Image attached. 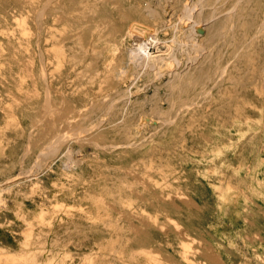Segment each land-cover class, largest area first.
I'll use <instances>...</instances> for the list:
<instances>
[{
  "label": "rangeland",
  "instance_id": "374dc122",
  "mask_svg": "<svg viewBox=\"0 0 264 264\" xmlns=\"http://www.w3.org/2000/svg\"><path fill=\"white\" fill-rule=\"evenodd\" d=\"M48 1L0 0V264H264V0H168L132 100L147 0Z\"/></svg>",
  "mask_w": 264,
  "mask_h": 264
},
{
  "label": "bare ground",
  "instance_id": "6f19581e",
  "mask_svg": "<svg viewBox=\"0 0 264 264\" xmlns=\"http://www.w3.org/2000/svg\"><path fill=\"white\" fill-rule=\"evenodd\" d=\"M48 1V0H47ZM121 1H123V3H130V1L131 0H102V2H100V3H105V4H107V3H110V2H112V3H114L115 4V8H113L112 7V9H117V8H119V3L121 2ZM187 1H191V0H187ZM186 1V5H187V2ZM49 2V1H48ZM48 2L46 3V4H48ZM201 2V1H200ZM49 3H51V2H49ZM145 2L144 1H137L136 3H134V6H133V8H132V10L130 9V11H131V14H132V11H133V13H136L135 15V17H134V19L132 20V21H130V27L128 28V30H127V32H126V34L124 35V34H122V33H120L119 34V31L118 30H116L115 28L113 29V30H110V32H109V35L108 36H110V38H111V41H113L114 42V44H116V45H123L122 43H123V41L125 40V41H127L128 39H135L136 41H135V43H136V45L134 46V47H130V48H128V50H127V52H126V58H124V59H126V61H127V63H128V65L129 66H131L132 68H133V72H132V77H131V83L130 84H128V87H127V90L126 91H123V92H119V99L121 98V99H125V98H128V99H131L132 98V96H133V91H132V89H130V87H131V85L133 84V83H135L134 85H136V83H137V81L140 79V77H142V76H147V75H150V74H152V73H161V75L163 74V71L165 70L166 71V69H170L168 72H169V74H174V71H173V67H174V65H178L179 63H180V60H179V63H175L174 64V61H177V60H174V57L172 58L173 59V61H169V60H165V59H163V58H165V56L164 57H160L159 55H156V54H154V51H151V49H149L150 48V46H152L153 44L154 45H156V43L158 42V40H159V37H158V32H159V26H163V25H166V22L167 21H165V18H166V14L169 12V5H168V0H157V2L156 3H154V0H147V2L144 4ZM184 3V2H183ZM49 5V4H48ZM48 5H44L43 4V8H42V6H41V9H42V15L44 16V15H47V16H52V17H55L56 16V14L53 12V11H49V6ZM90 5V4H89ZM99 5V4H98ZM101 5V4H100ZM114 6V5H113ZM189 6V5H188ZM191 6V5H190ZM99 7V6H98ZM198 7V6H197ZM234 7V6H233ZM129 8V7H128ZM194 8V7H193ZM57 9V8H56ZM93 9H95V8H93ZM97 9V8H96ZM99 9V8H98ZM200 9V8H199ZM191 10V9H190ZM215 10V9H214ZM110 11H111V9H110ZM130 11H128V12H130ZM199 11V10H198ZM40 12H41V10H40ZM58 12H59V10H58ZM189 13V15H186L185 14V12L183 11L182 12V15H181V17H180V20H179V22H180V25H181V27L183 26V25H185L184 23H185V21H187V19L190 17V12H192V10L191 11H188ZM244 12V11H243ZM96 13H97V11H96ZM109 14V13H108ZM122 14V13H121ZM130 14V13H129ZM130 14V15H131ZM125 15H128V14H125ZM129 15V16H130ZM148 16L146 19H152L154 22H156L155 24L156 25H154L153 27H149V26H146V21L143 19V18H145V17H143V16ZM191 15H192V13H191ZM238 15V14H237ZM37 16V15H36ZM180 16V15H179ZM40 17V16H39ZM126 17V16H125ZM143 17V18H142ZM212 17H213V15H212ZM45 18V17H44ZM214 18V17H213ZM130 19V18H129ZM169 20V19H168ZM202 20V19H201ZM38 21V20H37ZM47 21H49V20H47ZM112 21V20H111ZM110 22V21H109ZM199 22V21H198ZM197 22V24H195V25H189V26H187V28L190 30V32L191 31H193V32H198V33H200V32H202L203 30H204V28L202 27V25H201V23L199 24ZM118 23V22H117ZM120 23V22H119ZM168 23V22H167ZM195 23V22H194ZM144 26H143V25ZM177 24V23H176ZM186 24H188V23H186ZM122 25V24H121ZM124 25V24H123ZM178 25H179V23H178ZM180 25L179 26H177V28L178 27H180ZM99 26V25H98ZM148 27V28H146V27ZM204 26V25H203ZM116 27V26H115ZM169 27H170V25H169ZM40 28V27H39ZM163 28H164V26H163ZM186 26H185V31H186ZM118 29V28H117ZM161 29V28H160ZM179 29V28H178ZM99 31H101L100 29H99ZM97 32H98V30H97ZM175 32V31H174ZM189 32V33H190ZM193 32H191V34L193 33ZM195 33V34H196ZM194 34V33H193ZM175 35L177 36V33L175 32ZM187 35V34H186ZM190 34H188V36H189ZM199 35V34H198ZM191 36V35H190ZM190 36H189V39H190ZM197 36V35H196ZM196 36H194V37H196ZM183 37V36H182ZM181 37V38H182ZM191 38H193V36H191ZM193 40V39H192ZM188 41V39L186 40L185 39V36H184V39L182 38V39H179L178 37H175L174 36V39H173V42H174V45H173V49H172V51L173 52H178V54L179 53H184V54H186L187 55V53L189 54L191 51H192V49H194L195 48V46L196 45H194V44H192V43H190V42H187ZM134 43V44H135ZM166 43V42H165ZM198 43V42H197ZM196 43V44H197ZM120 52V51H119ZM42 53V52H41ZM121 53H123V52H121ZM43 54V53H42ZM175 55H176V53H174ZM178 54H177V56H178ZM192 54V53H191ZM123 55V54H122ZM175 55H173V56H175ZM40 56V55H39ZM41 56H43L42 58H44L45 57V55H41ZM124 56V55H123ZM172 56V55H171ZM171 56H169L168 58H171ZM176 56V57H177ZM192 56V55H191ZM194 56V55H193ZM167 57V56H166ZM123 58V57H122ZM121 58V59H122ZM195 58V57H194ZM45 59V58H44ZM43 59V60H44ZM120 59V58H119ZM176 59H178V58H176ZM171 60V59H170ZM182 61V60H181ZM40 62H43V61H40ZM46 62V61H45ZM232 62V61H231ZM119 63V62H118ZM95 65V64H94ZM180 65V64H179ZM178 65V66H179ZM177 66V67H178ZM131 67H129V68H131ZM176 67V66H175ZM174 67V68H175ZM42 68V74H43V78H44V80L46 81V88H49V79H48V70H47V68H46V65L45 64H43V67H41ZM200 68V67H199ZM130 70V69H129ZM206 70V69H205ZM94 71V70H93ZM180 71V70H179ZM115 74H113V75H110L109 77H111V76H113V77H122V75H125L127 72H128V69L127 68H120V67H118L115 71ZM205 73V72H204ZM154 74V75H155ZM152 77H155V76H152ZM127 77H125V79H126ZM157 78H158V76H157ZM173 78V77H172ZM177 78V77H176ZM153 80V79H152ZM118 81V80H117ZM116 81V82H117ZM167 82V81H166ZM114 84V83H113ZM127 85V84H126ZM113 86V85H112ZM169 89V88H168ZM178 90V89H177ZM49 91V90H48ZM141 91V90H140ZM48 95V94H47ZM116 95V94H115ZM114 97V96H113ZM113 97H111V99L113 98ZM170 98V97H169ZM120 99V100H121ZM128 99H127V101H128ZM116 100V99H115ZM115 100H113V101H115ZM132 100V99H131ZM102 101V100H101ZM112 101V102H113ZM123 101H125V100H123ZM130 101V100H129ZM98 102V101H97ZM110 103V102H109ZM115 103H117V102H115ZM126 103H129V102H126ZM51 104V103H50ZM200 104V103H199ZM91 105V104H90ZM94 105V104H93ZM52 106H53V104H52ZM51 105L49 106V107H52ZM106 106V105H105ZM112 105H110V107H111ZM47 107H48V105H47ZM109 107V106H108ZM122 107V106H121ZM144 107V106H143ZM45 109H47L46 107H45ZM48 110V109H47ZM46 110V112L49 114V110L47 111ZM50 112H53L52 111V109H51V111ZM55 113V112H54ZM53 113V115H51L50 117H49V119H50V121H52V122H54V120H56L55 119V114ZM108 114V113H107ZM109 114H110V112H109ZM44 115V114H43ZM50 115V114H49ZM45 116H47L48 117V115L47 114H45ZM59 116V115H58ZM58 116H57V118H58ZM43 117V116H42ZM46 117V118H47ZM61 117V116H60ZM108 117V116H107ZM132 117V116H131ZM63 118V117H62ZM104 118V117H103ZM42 120V119H41ZM48 120V119H47ZM59 120V119H58ZM40 121V120H39ZM69 121V120H68ZM55 123V122H54ZM63 123V122H62ZM120 123V122H119ZM51 124V123H50ZM63 124H65V122L63 123ZM62 124V125H63ZM66 125H68V124H66ZM93 125V124H92ZM97 125H98V123H97ZM55 126V125H54ZM63 126H65V125H63ZM77 126H79V125H77ZM62 127V126H61ZM81 128H83V127H81ZM66 129V128H65ZM81 130V129H80ZM84 130V129H83ZM85 130H87V129H85ZM84 130V131H85ZM90 130V129H89ZM77 131H79V130H77ZM81 132H82V130H81ZM93 132V131H92ZM80 133V132H79ZM78 132H77V134H79ZM91 133V132H90ZM65 135V134H64ZM57 136V140H59V141H62V140H60V139H63V137L64 136H62V135H56ZM59 138V139H58ZM97 142V141H96ZM59 143V142H58ZM122 143V142H121ZM98 144V143H97ZM113 144V143H112ZM50 145V144H49ZM57 146V145H56ZM55 146V147H56ZM54 147V148H55ZM59 147V144H58V146L56 147V148H58ZM60 147H61V145H60ZM59 147V148H60ZM53 148V147H52ZM55 152L58 150H55V149H53ZM60 150V149H59ZM59 150H58V152H59ZM69 150V149H68ZM54 151H52V149L50 150V152L53 154V152ZM70 152H72V150L70 151ZM45 153H47V152H45ZM44 153V154H45ZM51 155V154H50ZM71 156V155H70ZM71 158V157H70ZM73 158V157H72ZM73 161V160H72Z\"/></svg>",
  "mask_w": 264,
  "mask_h": 264
}]
</instances>
